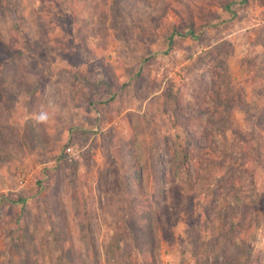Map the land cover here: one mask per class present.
<instances>
[{
  "label": "rangeland",
  "instance_id": "1",
  "mask_svg": "<svg viewBox=\"0 0 264 264\" xmlns=\"http://www.w3.org/2000/svg\"><path fill=\"white\" fill-rule=\"evenodd\" d=\"M115 2L0 0V264H264V0Z\"/></svg>",
  "mask_w": 264,
  "mask_h": 264
},
{
  "label": "trees",
  "instance_id": "2",
  "mask_svg": "<svg viewBox=\"0 0 264 264\" xmlns=\"http://www.w3.org/2000/svg\"><path fill=\"white\" fill-rule=\"evenodd\" d=\"M117 4H119V2H118V0H117V2H115V5H117ZM119 10V9H118ZM119 13H120V11H119ZM119 15H121V14H119ZM119 17H121V16H119ZM121 19V18H120ZM25 43H28V37H25ZM226 67L227 66H225V69H226ZM227 70V69H226ZM225 80V82H227L228 81V79L226 80V79H224ZM228 94L230 95V92H228ZM227 109H229L228 108V106H227ZM227 115H229L228 117H231V113H227ZM176 118H178V116H179V113H176ZM227 121V120H226ZM255 126L256 127H258L259 126V124H256L255 123ZM251 134H252V137L253 138H255V139H258V136H256L255 134H257V130L256 129H253L252 128V130H251V132H250ZM176 144H177V146H178V148H179V152H180V154H181V157L179 158V159H181V161H183V165L185 166V167H187V163L190 161H192V160H189V158H190V153L188 152V150L184 147V145H183V137H181V135L180 134H178V136H177V141H176ZM204 154H206V153H204ZM250 161V160H249ZM241 166L242 167H244L245 165L244 164H241ZM251 182H253V180L251 181ZM246 191H248V185H246ZM245 194V193H244ZM244 194H241V195H239L238 197H240L241 199H240V202H238V205H244V203L245 202H249V204H252V208H253V213L252 214H250V216L251 215H255V218H256V215H257V198H256V196H255V193H253V192H248L246 195H244ZM83 215H84V218H85V220H86V226H87V228H88V231H90L89 230V227L91 226V223H90V219H89V214L87 213V211H86V206L84 207V211H83ZM133 216H127V217H125V219H124V223L125 224H123L124 225V228L125 229H121V233L120 234H118V237L116 236L115 237V239L117 238V240L118 241H120V239H123L124 237H126V236H130V237H132V239H135V240H137V237H138V228H137V224L136 223H134V225H132V220H134V219H131ZM47 225H48V227L50 228V230H51V233H53V235L54 236H57L58 235V232H57V230H56V227H55V224H54V222L50 219V218H48L47 217ZM123 225H122V227H123ZM251 225V224H250ZM252 227H254V225L252 224ZM244 228V229H243ZM242 229H243V232H242V234L240 235V244H241V247L239 248L240 250H241V255L244 257V256H248V255H250L251 253H250V246H249V243L247 242V234H248V232L250 231V228H248V227H243ZM128 231V232H127ZM123 235H125V236H123ZM120 243H121V241H120ZM52 244H53V247H54V254H55V256L57 257V258H61L62 256H63V248H62V246H60L59 244H58V241H57V239H55V240H53V242H52ZM120 246H121V244H119V242H117V244H116V249H119L120 248ZM136 252V250H135V247H133L132 249H130V250H128V255H133V254H131V253H135ZM63 259H64V257L61 259V261H63ZM60 261V262H61ZM64 264H66V263H64Z\"/></svg>",
  "mask_w": 264,
  "mask_h": 264
},
{
  "label": "clouds",
  "instance_id": "3",
  "mask_svg": "<svg viewBox=\"0 0 264 264\" xmlns=\"http://www.w3.org/2000/svg\"><path fill=\"white\" fill-rule=\"evenodd\" d=\"M55 113V104L49 101L46 106H42L37 112L33 113V119L38 124H46Z\"/></svg>",
  "mask_w": 264,
  "mask_h": 264
}]
</instances>
